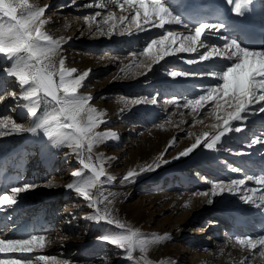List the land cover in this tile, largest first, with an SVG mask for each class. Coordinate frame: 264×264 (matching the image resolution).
<instances>
[{"label":"rangeland","instance_id":"374dc122","mask_svg":"<svg viewBox=\"0 0 264 264\" xmlns=\"http://www.w3.org/2000/svg\"><path fill=\"white\" fill-rule=\"evenodd\" d=\"M89 1L49 0L48 2V0H29V3L36 7L46 6L42 19L46 20L47 23L44 25L43 30L54 39L62 40L60 55L57 58V67L62 56H65L66 67L71 70L72 68L77 69L74 65L77 66L87 56L90 58L93 55L104 54L122 58L132 52H138L137 54H139L146 46V41L150 42L149 37H156L160 34L153 28L136 36L129 35L127 37L125 34L118 33L121 35L118 39L106 38V35H103L105 40L102 43H96L97 37L102 36L97 31V23L102 17H97V21L94 22L95 24L92 23L91 28L88 24L87 27L84 16H92L94 13L92 11L93 7H85L86 4L93 3V0ZM95 2L100 1L95 0ZM93 5L95 4L93 3ZM106 12L107 10L103 11L102 15ZM77 27L79 29L76 31L75 28ZM222 43L223 40L216 41L217 45ZM203 51H206V49H201V52ZM179 57L180 60L174 58L175 62L172 64L166 60L155 65L152 72L155 73L156 67L159 65L166 74L170 71L190 73L189 70H186L187 68H200L199 64L188 65L183 62L184 59L191 57L181 55ZM11 64V60L0 57V98L5 97L10 102L1 111L2 113L0 112V118H8L11 115L12 119V107L14 106H12V103H14L17 104V107L13 118L21 125L29 122V127L32 125L33 117L28 115L27 107L24 106L27 102L18 101L12 95V92H14L16 96H19L20 93L18 92L21 88L15 78L7 76L4 72V69L11 66ZM77 70L82 74L80 69ZM152 72L148 73L154 75ZM104 77L106 76L95 75L90 71L89 77L83 82L79 92L87 95L89 91L91 92L89 89L90 83L99 82ZM192 79L178 78L172 83L156 82L150 86H142L139 92H128L129 99H142L144 95L146 97L156 95L158 102L156 106L143 104L144 107L141 104L131 105L126 103L127 106L121 108L122 114H125L122 119V122L124 121L123 125L131 131H136V133L141 131L146 134L145 140L155 138L158 131L155 130L154 126L159 120L162 121L164 117H159L161 116L158 114L159 112L152 108L162 107L161 103L173 98V96L188 95L187 97L190 98L189 93L194 92L196 95L192 98L197 97L202 89L196 86L194 84L196 81ZM195 89L198 93L195 92ZM115 90H118V88ZM120 93L119 91L115 94L118 96ZM45 111L46 106L41 104L37 115L43 116ZM191 119H186L183 123H180L182 121L180 117L176 119V125H174L176 127L172 129L176 133V142L168 148L167 153L162 157V166L159 167L160 169L137 176L134 183L123 182L122 178L126 173L122 169L121 163L123 161L127 164L133 162L138 152L136 147L132 148V151L123 152L122 145L124 143L122 138L108 139L95 146L92 153V163L97 166L103 163L109 173L108 176L111 177L109 179L108 176H104L98 183L99 196L95 198L97 201L96 207L99 208L101 213L109 209L111 219L133 229H138L144 238H150L153 235H166V240L158 245L154 244L160 248H158L160 251L150 245L149 247L152 248L150 251L151 256L147 252V256H150L149 258L152 260L158 258L159 264H189L195 258L200 259V264H219L221 257L226 259V263H229L236 259V255L230 254L229 247L231 246L230 250L240 247L235 244L237 238H259V236L264 235V210L245 204L241 199L243 195L231 193L213 198L214 202L211 205L207 203V200L211 198L210 195L204 196L202 193L207 192L210 194L212 182H230L236 174L247 171H252L250 175L264 174V163L259 162L258 158L235 153L244 151V138L262 137L264 128L253 121H245L247 118L244 116V131L225 137L218 146L217 151L208 152L202 149L196 151V154L192 153L188 157H182L180 160L176 159V161L173 157L180 150L179 143L191 140V136L188 135L193 130ZM115 122V119L110 120L109 126L117 128L118 125ZM150 148L156 151L158 149L157 146L150 143L145 145L144 151ZM87 155L88 153L85 150V160ZM97 157H99V160H97ZM80 159L81 157L68 147L52 146L51 142L43 136L42 131L38 135L20 133L0 137V193L9 190L8 194L10 195V187L13 185H35L34 190L19 195L17 199L19 202L14 207L0 212V231H3L0 238L21 239L35 233L47 234V238L51 235H57L59 245L54 247L51 243L30 255L33 257L37 255L55 257L61 264L64 261H67L68 264H136L134 263L136 261L127 258L124 250L107 243L103 239V235L105 237L106 235L118 234L123 232V229H120L116 223L109 224L106 221L97 222L89 219V216L95 215L94 209L89 207L88 201H85L76 192L65 187L60 194L48 195L40 200L34 199L36 194L41 191V187L54 178L63 177V180L68 183L70 181L81 183L91 179V172L88 169H86L87 172L83 175L84 177L82 176V180H77V177L73 176V173L82 166ZM139 159L146 160L147 154L140 156ZM164 159L170 162L165 164L163 163ZM168 167L171 168L168 169ZM232 168L239 169L240 172H232ZM245 194L255 195L256 197L260 195L251 192ZM147 196L155 202L153 205L145 201ZM109 200L112 201L111 204L108 203ZM64 209H71L74 212L73 218L70 219V226L68 225L69 227L66 228H62L60 224L61 220L66 219L63 214ZM5 235H8V237ZM253 251L256 253L255 255H252L246 248L242 249L244 253L242 259L245 264H264V259L259 256V249ZM206 252L211 253L206 256ZM135 253L140 254L139 250ZM20 255L19 253H0V258H15ZM34 264H38V262L34 261Z\"/></svg>","mask_w":264,"mask_h":264},{"label":"snow or ice","instance_id":"6c2138e0","mask_svg":"<svg viewBox=\"0 0 264 264\" xmlns=\"http://www.w3.org/2000/svg\"><path fill=\"white\" fill-rule=\"evenodd\" d=\"M93 3L97 9L107 8L108 3L114 4L121 13L116 16L110 11L107 15H102V12L97 11L95 15L84 16V21L89 27L97 21V17H102L97 23V31L102 36L112 37L116 32L121 35L127 32L131 35L133 30L143 32L153 28L163 30L158 36L149 37L150 42L146 41V46L139 52V56L145 59L136 60L137 53H131L135 66L145 70L137 75H147L148 72L153 71L155 65L165 62L168 57L180 58L178 54L181 53L197 54L184 59L183 62L188 65L203 64L217 58L229 62V66L219 74L180 71L167 73L172 79H203L204 76H208L219 81L213 86L202 89L195 98L173 96L166 101L177 107L190 109L193 114V126L203 125L198 134L188 133L189 136H195L194 142L174 156V160L188 157L200 147L208 152L217 151L225 137L244 131L243 114L264 113V50L242 48L235 41H227L222 45L204 43L206 36H213L221 31L222 25L215 23H202L191 29L183 26L184 32L166 28V25L180 26L181 21L172 15L162 0H107V2L93 0ZM93 3H88L85 7H93ZM241 7L238 0L233 8L234 14L239 15ZM45 11L46 6L36 7L30 4L29 0H0V57L12 61L11 66L6 67L4 71L7 76L15 78L21 88V94L18 97L14 92L12 95L18 101L27 102L24 106L27 107L28 115L33 117L32 125L29 127L11 118H0V137L20 133L37 135L42 131L43 136L51 142L52 146H66L72 149L81 157L80 163L83 168L91 172L92 178L81 183L70 182L66 188L76 192L88 201L89 207L94 209L95 215L89 216V219L97 222L106 221L109 224L116 223L120 229H123L121 233L103 237L107 243L124 250L129 260H134L133 254L139 250L143 264H152L147 256L149 246L160 244L167 239V236L153 235L150 238H144L138 229L111 219L109 209L101 213L96 207L97 201L92 190L105 176V168L103 163L99 166L92 163L93 149L108 139H118V136L112 131H96L102 124L107 123L103 119L106 113L91 106L90 95H78V90L83 86L91 70H85L82 74L77 69L69 70L65 67V60L62 58L59 59L57 67L62 40L54 39L43 30L47 23L42 19ZM201 49L206 51L201 52ZM130 67L131 65L126 66V69ZM157 102L156 96L127 101L131 105H156ZM41 104L46 106V111L43 116H38L37 111ZM202 111L206 118L211 119V123L206 124L204 119H197ZM157 127L163 128L164 125L159 124ZM175 142L176 137H173L164 152L160 153L153 163L129 170L122 178L123 182L134 183L137 176L161 167L162 157ZM258 144L264 145V138H254L246 144V147L250 149ZM85 150L88 153L86 160ZM235 153L248 154L245 151ZM169 162L163 161L165 164ZM231 170L240 172L236 168ZM80 175L79 171L73 173L74 177ZM246 181H254L258 187L248 188ZM242 187L245 193L260 194L258 197L245 194L241 197L243 202L264 210V174L246 175L243 179H232L230 182L214 181L211 183L210 194L205 192L202 195H210L211 198L207 200V203L212 204L213 198L225 193L236 194ZM34 188L35 185L32 184L13 185L10 187V195L7 190L0 193V212L16 205L21 193ZM108 203L111 204L112 201L109 200ZM2 233L3 231H0V235ZM51 243L52 241L47 239V234L39 233L21 239L0 238V253L21 254L15 258H0V264H34V261L38 264H61L55 257L30 255ZM235 244L242 249L246 248L252 255L256 254L253 250L259 249V256L264 259V235L259 238H237ZM63 264L68 262L64 261Z\"/></svg>","mask_w":264,"mask_h":264},{"label":"bare ground","instance_id":"6f19581e","mask_svg":"<svg viewBox=\"0 0 264 264\" xmlns=\"http://www.w3.org/2000/svg\"><path fill=\"white\" fill-rule=\"evenodd\" d=\"M48 2H49V0H48ZM236 2H238V0H231V2H229V0H162V3L164 4L165 7H167L169 9V11L172 13V15L177 17V18H179L180 21H181V25L180 26H177V25H166L165 27L166 28H172V29L177 30L179 32H184L185 30L183 29V26H187L189 29H191V28H195L196 26H198L199 24H202V23H215V24L222 25L221 31L219 33L213 35V36H206L205 40H204V43L211 45V44H213V41H214V44H216V41H221V40H223V43H225L227 41H235L242 48L251 49V50H264V37H263V39H261L260 35H259L260 30L264 29V0H261L260 7H259L260 8L259 9L260 15L258 17H254L253 16L254 13H256V10L250 8V6L248 5V3L245 2V0H239V2L242 5L241 12H240L239 15L234 14L233 8H234ZM105 10H107V12L104 15H107L108 12H110V11L113 12L114 14H116V16H119L121 14L120 10L118 8H116L115 5H113V4H109L107 6V8H104V9H97L95 7V5H93V10L92 11H94V13L93 12L92 13H93V15H95V13L97 11H100L103 14V11H105ZM99 18H101V17H99ZM76 24H77V21H76ZM87 27H88V25H87ZM133 28H134V26H133ZM75 29L77 31L79 29V27H77ZM154 29H155L156 32H159V33H161L163 31L162 29H158V28H154ZM118 33L119 32H116L112 37H108L106 35V38H112V39L117 38L118 39L121 36ZM139 33L141 34L142 32H137V31L133 30V32H132V34L130 36H136ZM95 34H96V32H95ZM124 34L127 37L129 36V34L127 32H125ZM98 36H100V35L98 34ZM103 40H105V37L104 36H100V37H97V40H95V42L96 43H102ZM178 55H181V56H184V57H192V56L197 55V54H193L192 55V54H189V53H181V54H178ZM119 57H114L112 55L108 56V55H104V54L103 55H96V56L93 55V56H90V58H88V56H87L86 58H84L83 61L79 62V64L77 66L76 65H74V66L77 69H80V71H82V73L85 70L90 69L93 72V74L95 73V75H105L106 76V77H104L103 80H101L99 82H96V83H93V84L90 83L89 89L91 90V92L88 90L90 93L88 92L87 95H90L92 97V100L90 102L91 106H93V107L97 108L98 110L103 111V112L106 113V115L103 117V119H105L107 121V123L106 124H102L96 131H98V132H105V131L115 132L117 134L118 138L119 139L122 138V140H123V143H124L122 145V147H123L122 151L123 152L128 151V150L132 151V148H134V147H136L138 149V152L136 153V157L133 160V162L127 164L126 162L123 161L121 163L122 169H124L125 173H127L129 170L139 169L143 165H147V164L153 163L156 160V158L160 155V153L164 152L166 146L168 145V142L170 140H172L173 137L176 136V133L174 131H172V129H174V127H176V126H174V125H176V123H175L176 119L180 117L182 119V121H185L186 119L187 120L191 119L193 117V114H191V110L190 109L183 108L182 106L177 107L176 105H172V104L166 103V101H164L165 100L164 99L163 100L164 102L161 103L162 107H160V108L159 107H156V108H152L151 107L152 109L157 110L159 112L158 114L161 115L159 117H164V119L162 118L163 119L162 121L159 120V122L157 124H155V126H154L155 130L158 131L156 136H155V138L152 137V139L148 138L147 140H145L146 134L142 133L141 131L139 133H136V131H131V129L126 128L123 125L124 121L122 122V119L124 118L125 114L124 115L122 114L121 108L124 107V106H127L126 103H127L128 100H130L128 98V96H127L128 92H131V93H132V91L133 92H139L140 88H142V86H145V85L150 86V85H152L153 83H156V82H163V83L171 82L172 83V82H175L176 80H178V78H176V79L170 78L165 72H163L164 70L161 69L160 65L156 67L155 73L152 72L154 75H152L150 73H147V75H137V73L145 71V70L142 69V68H137L135 66V64L133 63L134 57L131 55V53L128 56L125 55V57H122V58H119ZM174 58H176V57H168L166 59H167L168 63L172 64V63L175 62ZM62 59L65 60V56H62ZM135 59L136 60H143L145 58L141 57V56H139V54H137ZM178 59L180 60V58H178ZM128 65H131V67L126 69V66H128ZM199 65H200V68H198V69H196V68H193V69L187 68L186 70L187 71L189 70L190 73H207V72H211V73L219 74V73H222V71H224L229 66V62L226 61V60H221V59L217 58L215 60H212V61H209V62H204L203 64H199ZM65 67H66V65H65ZM67 69H69V68H67ZM122 70H124V71H122ZM187 80H190V79H187ZM192 80H195L196 82L194 84H196V86L201 87V89H205V88H207L209 86H213V85H215V84H217L219 82V81L214 80V79H212L211 77H208V76H204L203 79H201V78H193ZM116 88H118V90H115ZM119 91L121 93L117 96L115 93L119 92ZM177 91H179V90H177ZM84 92H86V91H84ZM195 92H197L196 89H195ZM18 93L21 94V90ZM78 95H83V94H81L79 92V90H78ZM195 95H196V93H194V92H190L189 93V97L190 98L194 97ZM134 96H135V94H134ZM154 96H156V95H154ZM145 97L146 96L144 95L143 98H145ZM148 97L150 98V97H153V96L152 95H148ZM9 104H10L9 99H7L5 97L0 98V112L3 111L5 109V107L8 106ZM141 105H142V107H144V105H147V104H144V105L141 104ZM150 105H152V104H150ZM12 106H13L12 107V119H14L13 115L16 112L17 104L12 103ZM7 111H8V109H7ZM243 115L247 118V119H245V121H251V122L253 121L256 124H258L259 126H261L262 128H264V113H258V114L245 113ZM10 116L11 115H9L8 118H11ZM112 119L116 120L115 123L118 125L117 128L109 126V121L112 120ZM197 119H204L206 124L212 122L210 118H206L203 115V111H202V114L197 117ZM191 121H192V124H193V118L191 119ZM17 123H19V122H17ZM28 124H29V122H26L25 124H23V126L28 127ZM159 124H163L164 127L163 128L157 127V125H159ZM246 126H248V125H246ZM191 127H193V130H191L192 133L198 134L202 130L203 125H195V126H191ZM180 131H182V130H180ZM260 138H264V135L262 137H260ZM194 139H195V136H191V140H190L191 142L190 141H184L183 143H179V145H178V147L180 148L179 152H181L184 149H186L187 147H189L194 142ZM32 140H34V139H32ZM251 140L252 139H250L249 137L244 138V140H243V150L246 153H248L247 156L249 155V156H252V157H254L256 159L258 158L259 162L264 163V145H259L258 144V145H255L253 148L249 149V148L246 147V144L250 143ZM150 143L152 145H155V146L158 147L157 151L155 149H153V148H150L147 151H144L145 145H147V144L149 145ZM202 149H203L202 147L196 149L193 152V154H196V151H198V150L200 151ZM179 152L175 153L174 155L177 156ZM8 153H9V151H8ZM144 154H147V159L146 160L139 159L140 156H142ZM168 158H167V160H168ZM160 163H161V161H160ZM10 166H12V165H10ZM104 168H105V176H108L109 173L107 172V168L106 167H104ZM170 168L168 167V169H170ZM78 171L81 173V175L79 177H77V180H82V176L87 171H86L85 168H83V166L79 167ZM250 174H252V171H247L245 173L236 174V175H234V179H243L246 175H250ZM67 183L68 182L63 180V177L54 178V179L50 180L49 182H47L45 185H43L41 187V191L36 194L34 199L35 200H40L41 198L44 199L48 195L54 196L55 194H60L65 189ZM77 183H78V181H77ZM246 186L248 188H251V187L256 188V187H258L255 184L254 181H246ZM98 191H99V186L97 185V187L95 189H93V191H92V193L94 195V198H97L99 196ZM8 192H9V190H8ZM236 194H239L240 196L244 195L245 191L243 190V187H242L241 191L237 192ZM145 201L146 202L148 201V204H150V205H153V203H155L151 198H149V196L146 197ZM17 202H19V200ZM213 202H214V200H213ZM257 202H259V201H257ZM211 205H213V204H211ZM250 208H252V207H250ZM24 209H25V207H24ZM30 211H31V209H30ZM25 212H27V211H25ZM63 214H64V217H66V219L61 220L60 224H61L62 228L63 227L66 228V227L70 226L69 225L71 223L70 219L73 218L74 212L71 209H64ZM258 218H260V217H258ZM23 219H25V218H23ZM37 220H38V218H37ZM255 222H257V221H255ZM5 236L8 237V235H5ZM57 237H58L57 235H51V236H49L47 238V239H50L52 241V245L54 247L59 245V243L57 242ZM103 237H104V235H103ZM153 246L156 248V250H158L159 247H157L156 245H153ZM151 249H152L151 247H149V249H148V252H149L150 256H151V252H150ZM230 249H231V246L229 247V251L231 252L230 254L231 255H233V254L236 255L235 256L236 259H233L231 262L226 263L225 262L226 259L225 258L223 259V257H221L219 264H245V261L242 259V256H244L243 255L244 253L242 252L241 247H237L234 250H230ZM158 251H160V250H158ZM206 253H207L206 254V256H207L208 253L210 254L211 252H206ZM140 255L141 254H139V255L136 254V253L134 254V257H135L134 261H136L134 263L143 264V261L140 260ZM150 256H148V258ZM149 260L152 262V264H159L158 258H156V260H152L151 258H149ZM200 263H201L200 259H196L195 258V260H191V263H189V264H200Z\"/></svg>","mask_w":264,"mask_h":264}]
</instances>
